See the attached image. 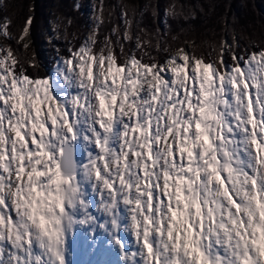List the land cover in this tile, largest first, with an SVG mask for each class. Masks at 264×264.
Segmentation results:
<instances>
[{
    "label": "snow or ice",
    "instance_id": "6c2138e0",
    "mask_svg": "<svg viewBox=\"0 0 264 264\" xmlns=\"http://www.w3.org/2000/svg\"><path fill=\"white\" fill-rule=\"evenodd\" d=\"M233 41L120 61L94 29L45 76L0 47V264H264V47Z\"/></svg>",
    "mask_w": 264,
    "mask_h": 264
},
{
    "label": "trees",
    "instance_id": "16d2710c",
    "mask_svg": "<svg viewBox=\"0 0 264 264\" xmlns=\"http://www.w3.org/2000/svg\"><path fill=\"white\" fill-rule=\"evenodd\" d=\"M96 1L95 8L100 9L103 22L96 27L98 43L95 50L103 47L105 38L109 37L115 43L120 61L135 53L138 58L143 56L145 62H151V57L163 63L169 55L185 48L186 43H193L191 52L195 56H203L205 61L215 60L221 41L229 38L233 44L234 37L238 43L234 49L239 54H244L246 49L255 50L253 45L264 47V0ZM1 3L0 21L7 17L12 22L9 31L13 38L7 39L9 47L32 76L47 75L58 58L67 57L69 49L79 48L90 24L85 2L80 7L73 0H3ZM170 6H174L177 15L167 11ZM52 11L63 19L59 31L65 34L45 40L46 23ZM125 11L133 20L129 29L132 39L129 40L123 39L125 18L122 13ZM29 16L33 17L30 27L33 42L25 49L19 37ZM66 20H70L69 24ZM114 28L117 29L115 34ZM138 43L140 47H137ZM120 44L124 47L123 55H120ZM33 53L39 62L37 68L28 64ZM225 59L232 62L231 52Z\"/></svg>",
    "mask_w": 264,
    "mask_h": 264
},
{
    "label": "rangeland",
    "instance_id": "374dc122",
    "mask_svg": "<svg viewBox=\"0 0 264 264\" xmlns=\"http://www.w3.org/2000/svg\"><path fill=\"white\" fill-rule=\"evenodd\" d=\"M2 1L3 0H0V3ZM73 2L75 3V5L77 7H80L81 3L85 2L86 7L88 8L87 16H88V20H89L90 24H89L88 28H86V33H85V36H84V41H85L93 33V30L94 29L96 30V27L98 25L97 17L101 16V11H100L99 8L97 10L95 8V5H97V1L96 0H73ZM53 12L54 11L51 12V16L47 20V23H46V30L44 32L45 33V36H44L45 40L56 39V38L60 37L61 35L65 34L63 31H61V32L59 31V27H60L63 19L61 18L59 13L56 14V13H53ZM3 22H4L3 20L0 21V23H3ZM69 22H70V20H66L67 24H69ZM135 40H136V42H138L137 39H135ZM225 40H227V42L229 44H231L229 38H227ZM28 42H29V46L33 42V37H32V34H31V30H30V36H29ZM20 43L23 45L24 41H20ZM192 45H193V43H186V47L183 48V49H185V51H187V52L192 53L191 52ZM0 47H4V48H8L9 47V42H8L7 38H5L3 36H0ZM57 48L58 47H55V49H57ZM177 53H178V51L172 53L171 55H175ZM171 55H169V56H171Z\"/></svg>",
    "mask_w": 264,
    "mask_h": 264
},
{
    "label": "bare ground",
    "instance_id": "6f19581e",
    "mask_svg": "<svg viewBox=\"0 0 264 264\" xmlns=\"http://www.w3.org/2000/svg\"><path fill=\"white\" fill-rule=\"evenodd\" d=\"M29 36H30V35H29ZM29 36L25 37V40H27V41H28V40H29Z\"/></svg>",
    "mask_w": 264,
    "mask_h": 264
}]
</instances>
